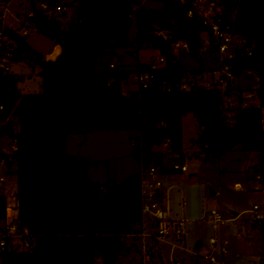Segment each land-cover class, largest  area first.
Wrapping results in <instances>:
<instances>
[{"label":"trees","instance_id":"obj_1","mask_svg":"<svg viewBox=\"0 0 264 264\" xmlns=\"http://www.w3.org/2000/svg\"><path fill=\"white\" fill-rule=\"evenodd\" d=\"M74 1L78 7L73 30L33 3L35 29L62 49L55 61H47L15 30H4L16 43L12 60L38 66L43 82L41 93L22 94L19 78L0 74V119L12 118L0 136H12L17 147L7 174L17 178L20 225L34 241L30 251H0V264H123L121 258L131 251L127 236L144 220V174L151 167L164 173L167 156L183 161V122L189 114L197 121L194 143L201 156L221 159L240 147L258 153L260 169L264 166L261 108L225 109L220 90L196 81L205 70H193L190 77L174 52L175 43L184 42V54L201 61L206 28L201 20L187 16L189 4L162 0L160 9H146L140 0ZM221 1L229 14L235 11L236 33L253 45L251 55L237 53L235 74L239 78L255 73L254 96L264 103V0ZM157 32H165L167 39ZM134 45L136 52L152 47L166 63L151 70L138 62L137 71L151 70L154 84L125 95L123 82L132 72L120 67L98 71L96 66L103 56ZM185 81H191L188 91L181 90ZM227 92L238 90L229 86ZM13 118L18 132L12 130ZM96 131H138L131 140V154L141 170L119 183L92 181L89 171L97 162L68 155L66 144L71 135ZM166 143V152L154 150ZM4 217L5 199L0 197V220ZM261 227L264 233V222Z\"/></svg>","mask_w":264,"mask_h":264},{"label":"rangeland","instance_id":"obj_2","mask_svg":"<svg viewBox=\"0 0 264 264\" xmlns=\"http://www.w3.org/2000/svg\"><path fill=\"white\" fill-rule=\"evenodd\" d=\"M69 4L70 11L62 16H53L61 20L64 27L75 18L77 12V1L63 0ZM146 9H160L162 0H142ZM35 4V0H33ZM30 0H11L3 23L9 28L20 32L19 19L30 22V33L26 36L27 42L37 52L45 58L52 54L54 42L40 34L33 24L29 13L32 12ZM34 12V10H33ZM136 22L134 21L130 38L135 39ZM205 38L206 36L203 35ZM138 57V59L135 57ZM160 52L150 46H144L140 51H135V45L128 49L118 50L115 54L103 56L96 66V70L101 71L116 64L124 70H130L131 76L123 82V93L128 95L138 89L135 74L138 62L149 63L159 56ZM183 68L192 77V71L203 69L205 72L198 76L199 81L206 83L217 79L218 62L214 53H201L200 59L179 53ZM10 74L19 78L17 87L22 94H36L42 92V77L40 68L33 66L27 60L9 61ZM236 85L239 95L243 101H252L255 105L257 101L251 99L258 86L257 76L253 72L243 73L237 78ZM235 86V84H234ZM232 98V95L229 96ZM238 98H232L231 108H236ZM253 103H249L253 105ZM12 119V118H11ZM12 130L19 131V126L15 118L12 120ZM198 125L193 115L189 114L183 122V163L188 171L172 170L174 162L172 156H167L163 160V170H159V176L155 180L162 183V195L166 207L169 201L171 217L184 219L183 233L174 236L172 244L157 242L154 247L149 248L147 256L140 251L134 250L128 255V261L133 264H201V256L210 253L218 258L232 259L240 257L233 264H264V233L261 222L256 221L252 216V209L255 205L264 208V166L260 169L261 159L258 153H249L236 147L233 151L226 153L221 159L203 155L199 157L200 149L194 143L197 137ZM138 131H96L88 135H71L67 139L66 152L68 155L87 156L97 165H93L89 171V177L98 183L107 181L121 182L123 179L141 170L140 166L133 158L131 152V140L138 136ZM14 142L12 136H0V151L7 150L9 144ZM158 152H166L167 148L162 145L156 147ZM172 171H167V170ZM252 170H256L253 174ZM253 174V175H252ZM260 174L262 180H257L256 175ZM152 179L148 176L147 170L144 174L143 190L150 192L148 186ZM241 184L242 191L234 189L235 184ZM6 185L9 187V194L17 190V178L13 175H6ZM210 188L216 194L211 196ZM159 202V201H158ZM211 210H217L224 220L235 219L220 225V228H213ZM229 210L238 212L233 215ZM175 234V232H174ZM212 237L222 241L228 239V254L223 257L220 246L213 247L210 243ZM152 242L151 239L148 241ZM198 240L203 242L201 250L196 253L194 250ZM16 242L19 243L18 240ZM148 258V259H146ZM144 260L147 263H144Z\"/></svg>","mask_w":264,"mask_h":264},{"label":"built area","instance_id":"obj_3","mask_svg":"<svg viewBox=\"0 0 264 264\" xmlns=\"http://www.w3.org/2000/svg\"><path fill=\"white\" fill-rule=\"evenodd\" d=\"M11 0H0V74H10L9 61L12 60L13 50L16 47V43L9 36L5 35L4 30L6 26L3 21L8 11L9 2ZM31 1L32 12L29 13V18L33 17V0ZM142 1V0H140ZM181 3L189 4L187 16L189 18H197L202 21L205 26V31L201 34V53H214L218 62L217 67V79H213L211 83H204L199 81L202 86L207 89H218L224 96V108L229 109L232 105V98H237V95L232 92H227L229 86H234L237 76L235 74L234 61L237 53L252 54L253 45L243 36L239 35L235 31V11L230 14L224 3L221 0H179ZM35 8L49 17L62 16L70 11L69 4L63 0H35ZM20 32L15 31L22 37H26L30 33V22H25L19 19ZM70 22L66 25L68 27ZM12 29V28H11ZM14 30V29H12ZM157 36H162L167 39L168 35L165 32H157ZM203 35L206 37L204 38ZM188 46L184 42H177L174 46V52L179 54L181 51H187ZM166 63L165 57L159 54V56L151 61L148 65L151 70H158L162 68ZM110 69H115L116 64H110ZM150 71H139L135 74L136 84L138 88H149L153 86L155 81V75ZM192 81V79H191ZM191 81L183 82L181 90L188 91L190 89ZM232 95V98L229 96ZM255 97V96H254ZM256 106L261 108L262 112V130L264 132V103L260 99L256 98ZM3 110V107H0ZM11 117L5 120L0 119V132L4 131L5 126L8 124ZM5 136V135H4ZM13 144H9L7 150L0 151V197L5 199V217L0 220V251H30L33 248L34 241L32 235L27 228H23L20 225V209L21 201L17 196V190L9 194V187L6 185V175L8 172V160L16 152V141L12 138ZM168 147V143L164 145ZM187 166L180 162H174L172 170L174 171H187ZM148 176L152 179L148 186L150 192H144V215H150L155 220L154 230L155 233L152 238L157 242L172 244L175 248L177 245L173 243L174 236L181 235L183 233L184 219H175L171 217L170 210L163 207L158 202V196L156 195V189L162 187V183L159 180H155L159 176V170L156 167H151L147 170ZM257 180H262L260 174L256 175ZM234 189L236 191H242L241 184H235ZM253 218L263 223L264 222V208L255 205L251 211ZM211 216L213 221V228L215 230L220 228V225L226 222L235 221V219L224 220L223 216L217 210H211ZM175 232V234H174ZM140 236L144 239L146 234L142 233ZM151 237V236H150ZM16 240L19 241L16 242ZM210 243L213 247L219 245L223 257L228 254V248L230 242L228 239L218 240L216 237L210 239ZM203 246V242H202ZM201 246V248H202ZM200 248V250H201ZM195 250V249H194ZM199 250V251H200ZM143 254L146 255L147 246L142 247ZM199 251H195L198 253ZM238 258V257H236ZM232 259L218 258L215 254L210 253L205 256H201V264H233L238 261H231ZM98 264H102L99 262ZM180 264V263H175Z\"/></svg>","mask_w":264,"mask_h":264},{"label":"crops","instance_id":"obj_4","mask_svg":"<svg viewBox=\"0 0 264 264\" xmlns=\"http://www.w3.org/2000/svg\"><path fill=\"white\" fill-rule=\"evenodd\" d=\"M58 47V45H54V49H53V51H52V53L56 50V48ZM140 63H144V62H140ZM150 63V62H149ZM149 63H146V64H149ZM145 64V63H144ZM257 81H258V79H257ZM237 90H238V88H237V85H236V82H235V86H234ZM255 92V91H254ZM235 94H239V92H237V93H235ZM237 98H238V96H237ZM251 99L252 100H256V98L254 97V93L252 94V96H251ZM238 101L236 102V103H238V105L239 106H237L236 108H232V109H237V108H239V107H247V106H250V104L249 103H253L252 101H248V102H246V101H240L239 100V98L237 99ZM233 102V101H232ZM233 104V103H232ZM253 105L254 106H256L254 103H253ZM154 150L155 151H157L156 150V147L154 148ZM86 156V155H85ZM87 157V156H86ZM199 157H202L200 154H199ZM89 158V157H88ZM174 158V157H173ZM172 160V159H171ZM179 162V161H178ZM181 164H184L183 162H180ZM167 171H172V170H167ZM187 171H188V169H187ZM187 171H185V172H187ZM185 172H183V173H185ZM256 172V170H252V173L254 174ZM252 174V175H253ZM91 179V178H90ZM92 180V179H91ZM93 181V180H92ZM114 182V181H113ZM237 184H239V183H237ZM162 195V189L160 190V195L158 196V201L161 203V205L163 206V207H165L164 206V202H163V199H161V198H159L160 196ZM169 201H167V205H166V207L165 208H167V209H169L170 210V213H171V209L169 208ZM154 225H155V220H154V218L152 217V216H150V215H144V220H143V223L141 224V226H137L136 227V232L135 233H133V234H131V235H129V236H127V244H128V246H130L131 247V251L130 252H132V251H134V250H137L138 252H142L143 253V251H142V247L144 246V245H146L147 246V250L149 249V248H152V247H154L155 246V244L157 243V241H155L153 238H152V235H154V233H155V230H154ZM142 233H144V234H146V237L143 239L141 236H140V234H142ZM151 236V237H150ZM148 239H151L152 240V242H150V240L148 241ZM129 256V255H128ZM128 256H126V257H123V258H121V262H123V263H132V262H129L127 259H128ZM144 256H146V257H148L147 256V254L145 255L144 254ZM146 259H148V258H146ZM144 263H147L145 260H144ZM133 264V263H132Z\"/></svg>","mask_w":264,"mask_h":264},{"label":"water","instance_id":"obj_5","mask_svg":"<svg viewBox=\"0 0 264 264\" xmlns=\"http://www.w3.org/2000/svg\"><path fill=\"white\" fill-rule=\"evenodd\" d=\"M70 27H71L72 30L74 29V27H73V21L70 22ZM58 47L60 48V51L57 52V51L55 50L52 54H49V55L46 57V60H47V61H55V60L61 55L62 49H61L60 46H58ZM172 161H173V162H178V161H179V158H172ZM155 192H156V195H157V196L160 195V189H156ZM210 194H211V196H214V195L216 194V192H215L212 188H210ZM229 211H230L233 215H235V216H238V215H239L238 212H235V211H233V210H229ZM201 246H202V241H201V240H198V241L196 242V244H195V247H194L195 251H199L200 248H201ZM238 259H239V257L236 258V259H234V260H231V261H236V260H238ZM123 264H132V263H123Z\"/></svg>","mask_w":264,"mask_h":264}]
</instances>
